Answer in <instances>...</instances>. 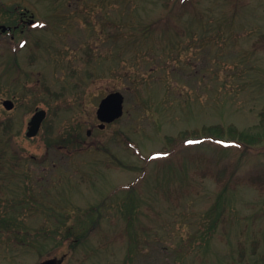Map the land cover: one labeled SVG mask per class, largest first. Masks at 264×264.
<instances>
[{"label":"rangeland","instance_id":"374dc122","mask_svg":"<svg viewBox=\"0 0 264 264\" xmlns=\"http://www.w3.org/2000/svg\"><path fill=\"white\" fill-rule=\"evenodd\" d=\"M167 1L0 0V25L9 14L1 9L13 4L29 18L13 39L0 29V100L14 102L11 110L0 106V129L9 122L16 149L0 153V168L13 170L0 195L11 224H20H0V264L62 255V264H264V190L254 185L264 181V141L245 149L227 133L224 141L175 140L204 126L264 128V50L255 47L264 0ZM170 8L176 28L128 45L135 24ZM89 44L91 66L83 60ZM111 91L123 95V113L98 128V103ZM35 108L47 115L26 138ZM74 132L81 149L46 146ZM102 201L96 231L69 249L66 228L79 230L81 210ZM212 206L221 211L213 229Z\"/></svg>","mask_w":264,"mask_h":264},{"label":"trees","instance_id":"16d2710c","mask_svg":"<svg viewBox=\"0 0 264 264\" xmlns=\"http://www.w3.org/2000/svg\"><path fill=\"white\" fill-rule=\"evenodd\" d=\"M168 1L169 2L172 1L174 3V5L178 4V6H180V7H187V6L192 4L191 0H168ZM18 8H19L18 5L13 4L11 6L4 7V9H3L4 11L1 9L2 13L5 12V10L9 13L8 19L5 21V23L7 25H10V26L18 25V20L21 16V11ZM129 10L132 11L131 9H129ZM173 11H174V9L170 8L167 10V12L164 16L159 17V18H157V19H155L149 23L135 24L134 27L136 28V35L132 39L133 32L131 33V36L129 37V40H128V45H132V44L138 45L140 43H142V44L147 43L149 38H152L153 35L156 34L157 29L169 30L173 26V25H170L171 24L170 23L171 22V13ZM198 17H200V16L198 15ZM107 23H109L111 30L116 29V28H114L115 24L110 23L109 21ZM123 26H125V25H123ZM126 27H128V25H126ZM174 28H176V27H174ZM255 47L257 49H263L264 50V35H262L259 38ZM13 62L15 63V68L19 69L16 56H13ZM43 89L45 91L47 90L45 86L43 87ZM260 115H261V120H262L260 124L264 125L263 124L264 123V109L261 111ZM0 127H1V122H0ZM10 129H11V125L9 124V122L6 125H4V127L2 129H0V153H5L6 148H10L12 151H16V149L14 148V146L11 143L12 142L11 141L12 140V136H11L12 131ZM226 133L228 134L230 141L243 144L245 149H248L249 147H251L253 145H259L264 141V128L261 129L260 131H256V132L251 133V132L240 131L233 126H230V127L228 126L227 128H225V127L220 126V125L204 126L201 130L184 131L183 133L180 134V136L176 137L175 140H178V141H185L186 140V141H188L190 138H192V140H197L200 138H208V139L220 141V140H224V136ZM170 140H171L170 145L173 148L174 138H170ZM62 141L70 142L71 146H72V142H74V144L78 145V149H81L83 146L84 139L79 132L78 133L74 132V133H70L68 137L57 136L56 138L51 140V143L46 144V146L48 145L49 148L50 147H59L60 146L59 144L62 143ZM71 146H69V147H71ZM194 146H196V143L194 144ZM170 159L171 158H168L166 160L170 161ZM1 164H2V158L0 157V165ZM0 169H2V167ZM254 185L260 191L264 190V181L260 182L259 184H254ZM135 187H136L135 183H132L128 186V189H129V193H128L129 197H127L128 202L127 201L124 202V207H125L126 213L129 216V221H131V219H132L130 214L133 212V209L135 208L134 199H133V197L130 196V194H133ZM102 204H103V201L97 205H92V206L90 205V206L81 210V214L79 213V215L77 217V222L80 223V225H79L80 229L79 230H78V226H74V225L66 228V235L64 236V238L70 237L69 238L70 241L68 243L69 249H71V250L75 249V247H77L78 243L79 244L84 243L96 231L97 227L100 224L101 213H100L99 209H100V206ZM215 205H217V204H215ZM216 209H217V206H212L211 209L208 211V214H210V216L212 218H213V216L211 214H213V212H215V219L213 221V224L210 226V228H212V229L214 228L216 221L221 219V211H220V209L216 211ZM64 223H65V221H63L61 224H64ZM210 228L208 230L209 232L211 230ZM53 229H54L53 232L55 233V232H58L59 227L58 228L54 227ZM129 230L130 229H126L124 231V234L129 235L131 240H133L132 242L134 243L135 233H134L133 229H131L130 231ZM208 234L204 235L203 238H209L210 235L208 236ZM60 241H62V239H60ZM133 243H131V245ZM252 249H253V252H255L254 247H252ZM59 258L62 260L64 258V255L59 256ZM261 258H262V260H264V256H262ZM246 261H248L247 264H249L250 261L249 260H246Z\"/></svg>","mask_w":264,"mask_h":264},{"label":"water","instance_id":"95a60500","mask_svg":"<svg viewBox=\"0 0 264 264\" xmlns=\"http://www.w3.org/2000/svg\"><path fill=\"white\" fill-rule=\"evenodd\" d=\"M1 30H10L9 27L1 25ZM122 102L123 96L120 92H110L105 97H103L96 109L97 119L102 123L100 127L104 126V123L112 122L117 119L122 114ZM3 105L6 109H11L13 106V102L11 100H4ZM46 115L45 110L36 109V111L31 116L30 120L27 123V131L26 135L28 137L36 135L41 125L42 120ZM89 133V131H88ZM39 264H59V262L54 258H49L42 261Z\"/></svg>","mask_w":264,"mask_h":264},{"label":"flooded vegetation","instance_id":"af4514ba","mask_svg":"<svg viewBox=\"0 0 264 264\" xmlns=\"http://www.w3.org/2000/svg\"><path fill=\"white\" fill-rule=\"evenodd\" d=\"M82 7V6H81ZM24 13V14H23ZM26 12L22 11L21 12V16L18 20V25H13L12 26V29L10 32H8V34H10V38L13 39L15 36V32H18V33H23L24 32V27L26 26L25 24L27 23V20H29V18H26ZM38 26V25H37ZM37 26H34V27H31V28H35ZM29 28V27H28ZM86 54L85 56L83 57V60L85 63L89 64V66H91V46L90 44L88 45L87 47V50H85ZM5 98H2L0 100V106L3 107V100ZM30 118V117H29ZM29 120V119H28ZM70 134V133H69ZM69 134H62V135H59L60 137H68ZM78 142V141H77ZM78 144V143H77ZM59 148H65L67 150H72V149H76V151L78 150V145L74 144V142H72V146L70 144V142L68 141H62V143L59 144ZM71 146V147H69ZM6 149H9V148H6ZM7 156V155H6ZM6 156L4 155V158L6 160ZM16 156L18 157V160H21L23 158V154L21 153H17ZM1 157V156H0ZM2 158V157H1ZM20 171V176L24 177L27 179V173L23 170H19ZM13 170H11L10 168H2L0 169V188L3 187L4 189H7L9 186V183H7V181H12L9 179L8 175L10 176V174H12ZM7 173V177L4 178V174ZM3 174V175H1ZM8 178V179H6ZM2 183V184H1ZM12 183V182H11ZM27 187L25 188V192H27ZM0 192H1V189H0ZM13 191L10 189V194L12 193ZM28 193V192H27ZM4 195V194H3ZM25 198H23V203L25 201L27 202H30V199L27 198V196L25 195L24 196ZM2 195H0V224H4L5 226L7 227H11V225L13 226H17L19 224V222H17L16 224H11V222H13V217L11 215H8L7 213V209H6V205H4L2 202ZM6 202V199L4 200ZM26 214V213H25ZM23 216V215H22ZM16 218V217H15ZM16 220V219H15ZM24 237L26 236V232L23 234ZM24 240V238H22ZM20 238V241L22 240Z\"/></svg>","mask_w":264,"mask_h":264}]
</instances>
